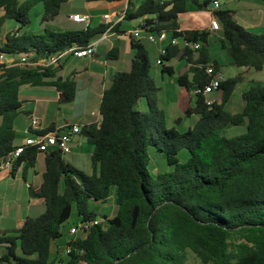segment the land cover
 Segmentation results:
<instances>
[{
	"label": "trees",
	"instance_id": "1",
	"mask_svg": "<svg viewBox=\"0 0 264 264\" xmlns=\"http://www.w3.org/2000/svg\"><path fill=\"white\" fill-rule=\"evenodd\" d=\"M67 1L0 0V53H34L38 60L73 46L87 47L106 32L109 26L101 24L20 34L31 25L30 14L37 6H43V20L48 22L59 16ZM211 1L142 0L137 8L129 1L126 20L141 21L146 32L166 31L180 39L159 56V66L161 75L175 77L170 63L184 50L180 60L190 70L177 77V84L194 94V104L185 111L192 124L183 133L176 121L169 125L159 104L161 88L151 77L147 45L131 35L134 56L129 70L116 73L106 86L102 121L82 130L93 148L92 173L71 164L56 148L40 152L29 147L15 162L12 176L22 163L32 167L40 154L45 156L46 170L36 195L46 211L28 217L15 236L0 237V247L8 244L0 264H191L189 251L201 264H264V84L245 91L242 111L231 113L227 105L243 78L225 79L219 88L221 103L209 107L193 87L202 90L210 84L208 65L221 72L220 62L210 53L212 33L179 30L181 14L191 7L206 9ZM214 16L222 30V50L232 64L263 71L264 33L248 31L231 11L216 9ZM10 20L18 30L4 38ZM184 42L200 48L194 51ZM115 54L110 52L108 59ZM58 70L0 66V163L14 149L15 123L25 113L23 86L55 87L67 103L76 98V81L58 77ZM229 126H246L247 131L229 138L223 135ZM159 155L167 167L154 174L150 168ZM112 196L115 216L101 215L106 224L92 226L84 239L71 238L72 252L65 262L52 260V243L63 237L72 214L77 213V224L94 221L99 216L90 204L106 203Z\"/></svg>",
	"mask_w": 264,
	"mask_h": 264
},
{
	"label": "crops",
	"instance_id": "2",
	"mask_svg": "<svg viewBox=\"0 0 264 264\" xmlns=\"http://www.w3.org/2000/svg\"><path fill=\"white\" fill-rule=\"evenodd\" d=\"M141 1L142 0H132L136 8L140 5ZM214 1L218 0H212L206 9L199 10L191 7L187 12L181 14L178 19L179 30H208L212 33V37L220 40L222 36L219 31H213L211 29V21L215 17L214 10H216V8H211L210 6ZM81 2L82 6L80 7L70 6L69 1L64 3L59 16L56 18L59 24L53 26V28L55 30H85L86 25L76 23L72 20V16L74 15L88 16L91 28H97L101 24H106L104 20L105 15H111L113 25H115L114 29L111 33L107 34V37L103 34L97 40L93 41L98 42L97 51L93 57L79 59L69 56L60 65L57 76L61 78H74L77 83L76 98L73 102H65L62 94L55 87H34L25 85L21 88L20 100L23 95L31 97V102L35 105L26 106L21 100L24 105L23 110L25 113L20 116L28 117L29 123L23 125V121L18 123L16 121V140L14 145L23 144L24 140L32 135L53 132L69 124L78 125L83 130L85 126L96 123L97 119L93 116V113L100 112L103 92L106 86L116 73L127 71L130 68L131 60L134 56L131 32L139 27L140 21L137 20L139 23L136 27L132 28L125 26L124 23L129 21L126 20V18L117 23L126 14L129 3H127L126 0H81ZM239 6L238 10L235 12L232 11V9L226 10L233 12L236 20H238L242 26H248L254 33H263L264 8L257 7L252 2H249L246 6L242 4ZM218 9L222 10L221 5ZM102 10H104V13L97 15V12ZM40 14L42 15V11ZM61 14L63 15V20H60ZM96 18H98L97 21ZM56 19L54 20L57 21ZM49 24V22L44 23V30L49 28ZM15 29L18 30L17 25H15ZM9 32L11 31L6 28L4 29V38ZM147 33L148 32L145 31L143 36L145 37ZM20 34H22L21 31ZM143 40L145 41L146 39ZM152 45L159 46L158 51L160 56V49L163 45ZM112 51L116 52L115 57L113 59H108L109 53ZM213 57L220 62L222 66L221 72L225 75L227 66L233 65L229 56H227L223 50L222 55L214 56L213 54ZM158 59L156 60L155 67L161 70V67L157 65ZM9 60L10 58H8V61ZM170 65L175 71V77L169 76L172 78L170 82L172 85L177 84L178 76L184 75L190 70V65L187 64L185 60H180L178 58L171 61ZM164 77L163 75L161 76L163 81L165 80ZM175 90L180 94L181 100H185L188 92L178 84ZM219 94L220 93H215L213 96L215 97ZM52 101L59 104V109L64 111L62 117L56 120H49L45 115H42L43 104L50 105ZM164 104L166 107L165 111L168 114V123L170 126H173L178 114V109L180 110L181 108L180 100L178 102L168 101L167 103L165 101ZM34 118L38 120V124L32 127V120ZM92 153L93 148L89 146L87 136L82 131V134L75 137L72 153L65 156V158L76 167L82 169L83 166L89 173H92ZM45 170V156L40 154L32 167H28L25 163H22L15 173V176H12L9 171L0 172V237L15 236L16 232L23 227L28 217H38L46 211L43 201L36 195V190H38L42 184V176ZM33 193L36 197L32 196ZM113 199L114 197L112 196L106 203H100L108 206V210H111L112 205L108 204V202ZM69 222L70 220L65 225ZM64 226L62 230L63 237L54 241L51 247V258L57 262H65L67 260L66 248L68 242L72 238L70 237V230L74 224L68 229L67 227L64 228ZM7 246V243L1 244V247Z\"/></svg>",
	"mask_w": 264,
	"mask_h": 264
},
{
	"label": "rangeland",
	"instance_id": "3",
	"mask_svg": "<svg viewBox=\"0 0 264 264\" xmlns=\"http://www.w3.org/2000/svg\"><path fill=\"white\" fill-rule=\"evenodd\" d=\"M68 1L70 2V4H69L70 6H75V7L82 6L81 0H68ZM218 1L221 5L222 10L232 9V11H234V12L238 10V8L240 7L239 5L242 4V5L246 6V5H248L249 2H252L257 7L259 6V7L264 8L263 3L259 0H218ZM41 11H43V6L39 5L31 12V14H30L31 25H29L26 28H23L21 30L22 34L31 35V34L42 33L44 31L43 25L45 22L43 20V16L40 14ZM103 13H104V10L97 12V15L103 14ZM60 20H63L62 14L60 16ZM97 20H98V18H96V21ZM48 22L50 23L48 25V27H49L48 29H50V30H54L53 26L59 24L58 20L55 21L54 19H50V21H48ZM138 23H139V21L133 20V21H126L124 24H125V26L132 28V27H136ZM15 25H17V23L15 21H11V20L7 21L5 23L4 29L6 28L10 31H16ZM244 27H246V29L248 31L253 32V30L249 29L248 26L245 25ZM219 33L220 34L222 33L221 26H220ZM258 33H261V32H258ZM1 42H3V41H1ZM145 44L147 45V48L149 50L150 57H151L152 63H153L152 70H151V77L156 81L158 87L161 88L159 104L161 107H164V109H165L166 108L164 106L165 101L167 103L168 101H177L178 102L180 100L181 108H180V110L178 109V114H177V117L175 120L176 121L175 124H176V128L179 130V132L183 133L192 124L191 119H188L185 116V111L189 107V104H190V106L193 105L194 96H193V94L188 92V95L185 97V100H183V99L181 100L180 94L178 93L177 90H175V87L177 84L172 85L170 83L172 78L165 75V77H164L165 80L164 81L162 80V78H161L162 73H161L160 68L156 69V67H155L156 60L159 58V51H158L159 46L158 45H152L147 40H145ZM222 52H223V50H222L221 43H220L219 39L212 37L211 42H210V53L212 55L214 54V56H216V55H222ZM225 53H226V51H225ZM225 71H226L225 72L226 76L223 75L224 73H222V72L219 73L222 75L223 80L228 79V78H233V77H236L238 75H241L243 78L244 82L242 81V83L237 87L235 94L233 95L231 101L227 105V110L230 111L231 113L241 112L243 107H244V101L242 99V93L249 90V88L253 85L254 86H256V85L261 86L264 84V70L263 71H255L253 69L238 68V67L232 65V66H227ZM191 96H193V97H191ZM215 97L218 99L217 104H220L222 94H219L218 96H215ZM21 100L25 103L26 106H34L35 105L33 102H31L32 101L31 97H27V96L23 95ZM53 100H54V98H53ZM41 104H43V103H41ZM58 105L59 104L55 103L54 101H52L50 105H48V104L44 105L43 104L42 115H45V117H47L49 120H52V119L56 120L57 118L62 117V115L64 114L63 113L64 111H61L59 109ZM16 121H17V123L23 121V125H27L29 123L28 117L19 116ZM246 131H247L246 126H229L224 131L223 135L230 138V137L242 135V134L246 133ZM182 156H183V154H182ZM184 160L185 159H183V161ZM166 167H167V164H166L163 156L159 155V157H157L156 159L154 158L153 168H150V169H152L154 174H157L158 172L165 170ZM82 170L85 171L87 174L89 173L85 169V167H83V166H82ZM114 201L115 200L113 199V200L108 202V204L112 205L111 210H108V208H107L108 206H105L104 204L97 203V202H92L90 204V209H91V211L96 213L99 217L101 215H106L109 218H113L117 212V207H116ZM78 220H79V218L77 216V213L74 212L72 214L70 222L67 225H65L64 228L67 227V229H68L71 225H73V224L76 225L79 222ZM70 237H69V239H70ZM4 248L5 247H1L0 256L5 251ZM67 258H68V256L66 255V259ZM187 261H188V263H191V264H201V260L191 251L188 252Z\"/></svg>",
	"mask_w": 264,
	"mask_h": 264
},
{
	"label": "built area",
	"instance_id": "4",
	"mask_svg": "<svg viewBox=\"0 0 264 264\" xmlns=\"http://www.w3.org/2000/svg\"><path fill=\"white\" fill-rule=\"evenodd\" d=\"M129 3L130 0H126ZM214 7L218 9L220 4L218 1H214ZM126 18V14L117 22L119 23L121 20ZM72 20L79 24L86 25V28L89 27V17L83 15H74L72 16ZM104 20L106 25H108V29L104 33L105 37L107 34L111 33L114 29L113 21L111 15H105ZM116 23V24H117ZM142 22L140 21L139 27L135 28L131 35L137 40L146 39L148 42L152 44H162L163 46L160 49V55L166 54V49L168 45L176 46L179 44L180 39L171 38L170 33L166 31H160L157 33H147L144 37L143 33L145 29L140 27ZM211 29L213 31L220 30V23L214 17L211 21ZM98 42H92L87 47H79L73 46L60 54L49 55L45 58H40L38 60H34V53L23 54L20 56H10L3 53H0V66L4 65L7 67L11 66H20V67H34V68H59L62 62L69 56H73L75 58H90L96 54ZM184 46H188L194 51L200 48V44H190L184 42ZM8 58L10 60L8 61ZM7 60V61H6ZM157 65H162L161 59H158ZM206 72L208 75L212 76V80L209 85L205 86L202 90H198L204 98L205 103L209 107H213L218 103V99L213 95L215 93H219V88L223 81V77L221 74L216 73L214 66L208 65ZM93 116L96 117L97 122L100 123L102 121L101 113H93ZM38 124L37 119L32 120V127H35ZM82 134V128L78 125H66L62 129L49 132V133H39L36 135H32L26 138L21 145H15L14 149L8 154V156L1 161L0 163V172L9 171L12 172L15 162L22 156V154L29 147H35L40 152H48L51 149H59L63 153L64 156H68L73 151V146L75 144V137ZM107 219L103 217H97L94 221L88 222H80L75 225L70 230V236L74 239H84L88 236L90 229L95 225H103L107 223ZM72 252L71 246L67 245L66 255L69 256Z\"/></svg>",
	"mask_w": 264,
	"mask_h": 264
},
{
	"label": "water",
	"instance_id": "5",
	"mask_svg": "<svg viewBox=\"0 0 264 264\" xmlns=\"http://www.w3.org/2000/svg\"><path fill=\"white\" fill-rule=\"evenodd\" d=\"M210 7L213 8L214 7V3H212ZM183 54H184V50H181V52H180V54L178 56V59H180ZM199 55H200V53L198 52L197 53V58H198ZM198 90H199V87L198 86L193 87V91L197 92ZM32 196L33 197H36V195L34 193L32 194Z\"/></svg>",
	"mask_w": 264,
	"mask_h": 264
}]
</instances>
